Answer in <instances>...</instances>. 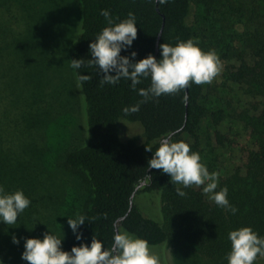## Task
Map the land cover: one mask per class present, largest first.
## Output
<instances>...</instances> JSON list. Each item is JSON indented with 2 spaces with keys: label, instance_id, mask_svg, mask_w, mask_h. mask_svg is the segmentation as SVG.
Wrapping results in <instances>:
<instances>
[{
  "label": "trees",
  "instance_id": "trees-1",
  "mask_svg": "<svg viewBox=\"0 0 264 264\" xmlns=\"http://www.w3.org/2000/svg\"><path fill=\"white\" fill-rule=\"evenodd\" d=\"M30 1L0 0V13L10 4L20 9L23 22L33 7ZM194 3L204 6L206 17L190 24ZM53 4L58 18L68 16L73 7L72 0ZM77 4L79 29L67 46V55L69 63L74 58L83 61L72 70L82 94L84 139L65 153L64 163L85 177L90 190L89 204L81 213L86 221L78 229L82 241L90 244L95 234L104 246H110L114 231L127 230L150 245L184 247L212 259V264H228L230 230L250 225L264 236V0H77ZM101 9H107L114 22L129 12L136 16L137 37L121 55L130 56L135 50L136 60L148 53L159 58L157 41L174 45L177 40L195 38L203 50L218 52L223 81H216L217 74L210 83L191 84L187 102L182 100L183 90L145 99L138 89L149 86L146 78L135 88L124 78L116 84H101L99 68L88 62L90 41L108 26ZM1 51L0 46V57ZM231 120L241 123L251 136L249 146L241 148L243 165L233 168L223 155L239 144L240 135L230 127ZM122 122H139L141 131L124 135ZM21 129L24 132L16 134L30 132V126ZM166 136L188 142L202 162L219 151L222 166L208 163V169L220 173L217 190L228 187V199L238 209L235 214L209 199L203 185L184 188L162 170L147 167L152 151L146 147L154 151ZM4 152L0 143V184L6 191L17 190L25 184L19 178L29 177L36 163L18 161L19 157ZM36 159L44 168V159ZM177 188L186 195H178ZM80 243L73 232L65 250Z\"/></svg>",
  "mask_w": 264,
  "mask_h": 264
},
{
  "label": "rangeland",
  "instance_id": "rangeland-1",
  "mask_svg": "<svg viewBox=\"0 0 264 264\" xmlns=\"http://www.w3.org/2000/svg\"><path fill=\"white\" fill-rule=\"evenodd\" d=\"M54 1L59 2L31 0L33 7L23 22L20 9L10 4L0 13V127L4 130L0 143L6 155L36 163L29 177L19 178L25 184L18 189L31 200L30 205L15 224L0 222V260L4 264H29L21 259L24 239L43 238L48 230L62 238L65 250L73 233L67 217L81 214L89 204L85 177L64 163L65 153L84 139L82 94L67 55V46L79 29V4L72 0L68 16L58 18L54 15ZM199 4L192 6L190 24H196L198 17H206L204 6ZM223 71L224 65L216 76L218 83L223 81ZM224 95L228 96L226 92ZM133 123L122 122L124 135L141 131V124ZM25 125L26 130L30 126V132L16 134L24 132L21 128ZM230 127L240 135L236 139L239 144L232 153H222L226 164L233 168L243 165L245 154L241 148L249 146L251 136L236 120L230 121ZM218 154V150L211 152L210 159L203 163L214 168L222 166ZM38 156L44 159V168L39 167ZM13 236L19 243H13ZM150 246L158 253L161 264H212V259L184 247ZM254 264H264V256L256 258Z\"/></svg>",
  "mask_w": 264,
  "mask_h": 264
},
{
  "label": "clouds",
  "instance_id": "clouds-1",
  "mask_svg": "<svg viewBox=\"0 0 264 264\" xmlns=\"http://www.w3.org/2000/svg\"><path fill=\"white\" fill-rule=\"evenodd\" d=\"M101 14L106 18L108 26L103 27L95 39L90 41L91 59L88 61L99 68L101 84H116L124 78L130 80L131 86L135 88L146 78L150 80L149 86L138 89L145 99L183 90L182 100L187 102L191 84L210 83L222 68L218 52L215 49L203 50L195 38L177 40L174 45L160 43L159 58L148 53L136 60L135 50L131 51L130 56L121 55V50L130 48L137 37L136 16L129 12L126 18L114 22L107 9H101ZM82 63L81 58H74L71 59L70 67L79 69ZM80 78L86 79L83 76ZM138 107L134 106L132 110ZM146 150L152 151L147 165L149 169L162 170L170 176L172 183L183 185L184 188L193 184L203 185L202 192L208 194L216 205L227 208L233 214L238 211L228 199V187L225 185L217 190L218 173L210 172L202 162L200 153L192 150L185 140H172L166 136L161 138L154 151L151 147H146ZM176 191L180 196L186 195L182 188ZM30 203L31 200L22 189L6 191L4 185L0 184V222L15 224L19 214ZM67 218L76 240L81 241L79 245L64 250L62 238L48 230L43 233V238L24 239L21 259L29 264H161L158 253L145 238L127 230H117L113 233L110 246H104V241L95 234L90 244L84 243L78 229L86 221L85 216L76 214ZM227 238L230 241L228 264H254L258 255L264 256V236L259 235L250 225L230 230ZM12 240L13 243H19L16 236ZM0 264L4 262L0 260Z\"/></svg>",
  "mask_w": 264,
  "mask_h": 264
},
{
  "label": "water",
  "instance_id": "water-1",
  "mask_svg": "<svg viewBox=\"0 0 264 264\" xmlns=\"http://www.w3.org/2000/svg\"><path fill=\"white\" fill-rule=\"evenodd\" d=\"M160 35H161V34H159V36H158V40H159ZM157 52H158V41H157V49H156V53H157ZM156 53H155V54H156Z\"/></svg>",
  "mask_w": 264,
  "mask_h": 264
}]
</instances>
